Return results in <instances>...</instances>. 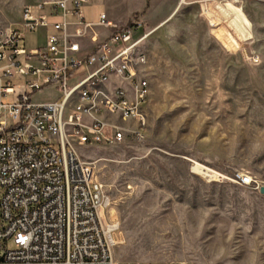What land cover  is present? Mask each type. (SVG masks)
<instances>
[{"label":"rangeland","instance_id":"obj_1","mask_svg":"<svg viewBox=\"0 0 264 264\" xmlns=\"http://www.w3.org/2000/svg\"><path fill=\"white\" fill-rule=\"evenodd\" d=\"M45 1L55 0H0V27L23 25L26 6L47 12L37 8ZM144 31L146 140L78 149L97 162L108 217L121 225L116 257L264 264V0H184ZM43 39L39 28L27 46Z\"/></svg>","mask_w":264,"mask_h":264},{"label":"built area","instance_id":"obj_2","mask_svg":"<svg viewBox=\"0 0 264 264\" xmlns=\"http://www.w3.org/2000/svg\"><path fill=\"white\" fill-rule=\"evenodd\" d=\"M89 1L38 4L61 8L64 17L42 47L25 45L49 24V15L36 16L31 6L22 29L0 27V264H188L115 255L121 225L108 217L111 200L97 162L78 149L146 140L147 34L138 20L122 25L105 12L86 21L82 6ZM16 77L25 83L15 84ZM48 87L57 99L35 101ZM237 180L252 182L244 173Z\"/></svg>","mask_w":264,"mask_h":264},{"label":"crops","instance_id":"obj_3","mask_svg":"<svg viewBox=\"0 0 264 264\" xmlns=\"http://www.w3.org/2000/svg\"><path fill=\"white\" fill-rule=\"evenodd\" d=\"M183 2L184 0H90L88 3H85L83 5L87 10H82L85 15V20L90 22L99 21L100 13L102 12H105L110 19H113L114 21H117L122 25L128 24L133 19H136L142 24L140 28V34H142L145 32L144 30H146L148 25L156 27L162 25L171 16H173L174 13H176ZM47 7L48 11L44 13L49 15V24L47 26H39L34 30L37 31L39 30V28H42L44 32V41L43 43L38 44L35 47H30V49L45 46L47 35L58 32L54 28V23L62 22L64 19V17L62 16L61 8H53L49 5H47ZM69 7H72V3H69ZM93 8L95 9V14H92V12L91 14H89L90 12L88 13V9ZM66 20L68 22L74 23L76 22V17L75 15H68L66 17ZM9 26L14 27L13 25ZM6 27L1 28L4 29ZM22 27L23 25L16 28L22 29ZM100 31L102 36L107 34V31H104L103 29H100ZM81 41L83 46L88 47L89 43L86 39H82ZM27 43L28 41L25 42L26 47H28ZM48 88L54 89L52 87ZM36 95L37 94H35L34 96V100L38 102H50L56 100L58 97L57 92L56 97L54 96L55 98H45L42 100L36 99Z\"/></svg>","mask_w":264,"mask_h":264},{"label":"bare ground","instance_id":"obj_4","mask_svg":"<svg viewBox=\"0 0 264 264\" xmlns=\"http://www.w3.org/2000/svg\"><path fill=\"white\" fill-rule=\"evenodd\" d=\"M195 169V171H198L202 174H209V172L212 170H210L208 167L200 164V163H197L194 167H193V170ZM210 176V175H209Z\"/></svg>","mask_w":264,"mask_h":264}]
</instances>
